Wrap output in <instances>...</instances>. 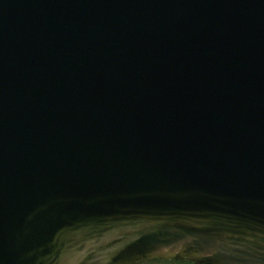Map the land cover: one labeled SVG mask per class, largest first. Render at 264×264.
<instances>
[{
	"label": "water",
	"instance_id": "obj_1",
	"mask_svg": "<svg viewBox=\"0 0 264 264\" xmlns=\"http://www.w3.org/2000/svg\"><path fill=\"white\" fill-rule=\"evenodd\" d=\"M264 264V0H0V264Z\"/></svg>",
	"mask_w": 264,
	"mask_h": 264
},
{
	"label": "rangeland",
	"instance_id": "obj_2",
	"mask_svg": "<svg viewBox=\"0 0 264 264\" xmlns=\"http://www.w3.org/2000/svg\"><path fill=\"white\" fill-rule=\"evenodd\" d=\"M138 264H193V261L188 260V259H182L181 260H173V259H168L167 261H164L163 258H156V259H151V260H145L142 261L141 263Z\"/></svg>",
	"mask_w": 264,
	"mask_h": 264
}]
</instances>
